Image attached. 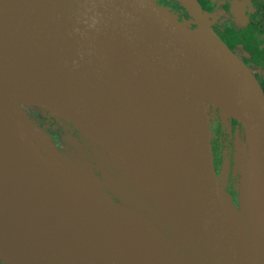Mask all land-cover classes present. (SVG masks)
I'll return each mask as SVG.
<instances>
[{
  "label": "bare ground",
  "instance_id": "6f19581e",
  "mask_svg": "<svg viewBox=\"0 0 264 264\" xmlns=\"http://www.w3.org/2000/svg\"><path fill=\"white\" fill-rule=\"evenodd\" d=\"M71 10L66 0H0V21L5 22L0 25V153L13 155L21 171L19 186L6 185L3 192L18 212L41 209L46 214L47 208L55 226H69V241L92 264H156L164 251L147 241L128 210L102 196L89 173L62 158L57 160L65 171L57 172L33 150L31 140L37 134L20 139L15 133L28 124L12 101L38 103L102 144L139 187L151 192L147 165L157 153L159 134L148 74L121 27L111 28L98 17L78 27L85 10L74 11L70 20L66 14ZM199 44L207 63L196 73V90H221L242 98L254 93L239 65L217 53L216 42L200 39ZM243 129L247 142L240 172L249 202L243 227L264 264V140L247 122ZM38 139L45 151H53L49 136ZM51 209H58L60 216ZM64 210L69 217L62 216ZM86 235L99 236L102 249L93 252Z\"/></svg>",
  "mask_w": 264,
  "mask_h": 264
},
{
  "label": "water",
  "instance_id": "95a60500",
  "mask_svg": "<svg viewBox=\"0 0 264 264\" xmlns=\"http://www.w3.org/2000/svg\"><path fill=\"white\" fill-rule=\"evenodd\" d=\"M66 1L74 11L85 10L78 27L92 17L100 18L111 28L121 27L137 62L148 74L159 134L157 153L149 157L147 165L151 192L139 187L102 144L74 125L80 131L79 138L64 136L60 148H70L76 155L73 160L80 161L79 167L107 191L104 198L128 210L147 241L164 251L165 257L157 258L156 264H261L243 227L249 217V202L246 214H236L214 171L210 140L205 137L201 121L203 99L212 98L219 107L235 114L242 125L247 122L256 128L264 140V93L251 71L213 32L207 15L199 10L195 0L178 2L193 19L201 37L152 0ZM74 11H68L66 17L72 20ZM200 39L216 42L217 53L239 65L254 91L252 95L242 98L221 90H196V73L207 63ZM82 139L88 140L97 153L85 149ZM14 162L7 165L0 161V261L92 264L91 258L83 256L69 241V226H55L53 219L47 217V208L46 214L41 209L17 211L11 197L3 192L6 185L20 184L21 173L15 172L18 168ZM89 165L96 167V172H104L106 181H99ZM53 212L54 216L61 214L58 209ZM67 212L64 210L62 216L69 217ZM98 237L87 236L93 252L102 249Z\"/></svg>",
  "mask_w": 264,
  "mask_h": 264
},
{
  "label": "rangeland",
  "instance_id": "374dc122",
  "mask_svg": "<svg viewBox=\"0 0 264 264\" xmlns=\"http://www.w3.org/2000/svg\"><path fill=\"white\" fill-rule=\"evenodd\" d=\"M155 2V1H153ZM240 10L234 9V15L238 16L240 14ZM223 18L228 20L229 18L225 16L222 12H217L216 14H212L207 17V20L211 25L216 27L218 24L223 21ZM188 29H190L193 32H196L195 28H191V24L184 23ZM198 36H202L196 32ZM220 54H222L220 52ZM238 56V54H236ZM239 57V56H238ZM13 105L20 110L26 119V122L28 124L27 128H22L21 130H16V135L21 139L23 138L22 134L26 133H35L37 136L42 140L46 136L50 137V127L51 123H58L60 125L68 126L71 129L77 130L78 133L80 132L76 127L73 126L72 123L65 120L60 115H54L51 111L45 109L42 105H37L34 103H17L16 101H12ZM216 118H220L222 120L221 125H223L221 129V138H219V144L218 147L220 148V154H221V166L220 171L218 174V180L221 184L223 190L225 191L227 197L229 198L230 204L232 208L237 212L240 217L241 215H244L248 212V197H247V184L245 182L244 176L240 172V166L243 163L242 155L243 150L245 147L246 141V134L244 133L243 125L240 120L236 117L235 114L232 112L225 110L218 106L216 101L214 99L205 98L203 99V105L201 109V121L204 129L205 137L208 138L210 141L214 139V131L217 123ZM34 135V134H32ZM242 135L244 138H242ZM35 137L33 140H31V143L33 144V150L37 153L40 160L46 159L49 164H52L57 172H64L65 166L63 164L58 163L59 161L57 159L62 158L64 161H71L75 162L73 167L74 169H79V162L77 160H73L76 155L73 154V152L70 150V148H67L63 146L60 148L56 145L55 141L51 138L49 139V142L51 143L52 147L54 148V151H45L43 147L39 146L36 142H38V137ZM211 144L210 146H212ZM11 154L2 155L0 153V161L3 160L5 164H9L10 161L14 160L15 157ZM57 160H55V159ZM213 161L215 160V155L212 156ZM81 164V163H80ZM64 166V167H63ZM17 167V166H16ZM18 168V167H17ZM15 172L19 175L21 173L20 169L18 168V171L15 170ZM247 178V176H246ZM248 181L251 183V178L248 175ZM69 180L74 183H79L78 179H72V177L69 176ZM103 196L107 197L108 195L107 191L103 189V186L99 183H96ZM241 184L243 185L244 189V196L240 201V189ZM109 198V196H108Z\"/></svg>",
  "mask_w": 264,
  "mask_h": 264
},
{
  "label": "trees",
  "instance_id": "16d2710c",
  "mask_svg": "<svg viewBox=\"0 0 264 264\" xmlns=\"http://www.w3.org/2000/svg\"><path fill=\"white\" fill-rule=\"evenodd\" d=\"M173 2L174 9L180 12L184 17L183 20L180 15L174 14L164 7L161 8L177 21L188 23L186 20L188 16L179 2L177 0H173ZM195 2L199 10L207 16L222 11L229 18L228 20L223 18V21L214 27L215 30L212 27L211 29L233 54H238L239 59L251 71L264 93V0H195ZM234 9L240 10L241 13L235 16ZM216 123L217 129L213 128L214 139L210 141V145L213 144L210 147L212 156L215 155L213 168L218 176L222 161L221 154L218 152V144L222 133L219 129L221 123L218 118H216ZM53 130L59 134L61 140L67 135L62 129ZM242 138H244L243 135ZM90 168L99 181H106L104 172H96L94 166H90ZM103 168L105 170L107 167L103 165ZM0 264L3 263L0 261Z\"/></svg>",
  "mask_w": 264,
  "mask_h": 264
},
{
  "label": "flooded vegetation",
  "instance_id": "af4514ba",
  "mask_svg": "<svg viewBox=\"0 0 264 264\" xmlns=\"http://www.w3.org/2000/svg\"><path fill=\"white\" fill-rule=\"evenodd\" d=\"M152 1H155V4L157 6L164 7L166 9H168L170 12L172 11L174 14L180 15V17L182 18V20L184 19V17L180 14V12L178 10H175L174 9V2H173V0H152ZM219 12H222V11H219ZM185 13H186V11H185ZM186 15L188 16L187 13H186ZM187 18H186V20L188 21L189 24H191V28H195V25L191 22L193 19L190 16H188ZM210 27H212L215 30V28H214L213 25L210 24ZM234 54L236 55V53H234ZM218 119L220 120V123H221L222 120L220 118H218ZM221 126L223 127V125H220V128H222ZM50 129H51V131H50V137L55 141L56 145L59 146V147H61V141L62 140L59 138V134H57V132L55 130H53V129H62L63 132L65 131V133L67 135H72L74 137H78V131L77 130L71 129L68 126H65V125H60L58 123H51ZM215 129H217V125H216ZM218 152H220L219 147H218ZM219 170H220V168H219Z\"/></svg>",
  "mask_w": 264,
  "mask_h": 264
},
{
  "label": "crops",
  "instance_id": "0c3cea01",
  "mask_svg": "<svg viewBox=\"0 0 264 264\" xmlns=\"http://www.w3.org/2000/svg\"><path fill=\"white\" fill-rule=\"evenodd\" d=\"M77 138H79V133H78V137ZM82 141V144H83V146H84V148L85 149H88L89 151H91V152H95V153H97V149L96 148H94L90 143H89V141L88 140H81ZM99 154V153H98ZM100 155V154H99ZM101 156V155H100Z\"/></svg>",
  "mask_w": 264,
  "mask_h": 264
}]
</instances>
